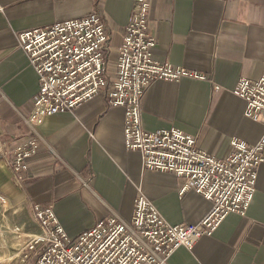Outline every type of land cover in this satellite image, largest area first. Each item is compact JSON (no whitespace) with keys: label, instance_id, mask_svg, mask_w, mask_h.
<instances>
[{"label":"crops","instance_id":"0c3cea01","mask_svg":"<svg viewBox=\"0 0 264 264\" xmlns=\"http://www.w3.org/2000/svg\"><path fill=\"white\" fill-rule=\"evenodd\" d=\"M132 0H0V147L36 141L19 187L0 159V264H16V251L37 232L30 205L52 207L66 235L75 238L112 214L128 221L142 195L168 225L196 224L210 204L192 191L179 194L183 179L143 170L140 155L122 144V110L102 95L30 129L37 78L16 47L19 31L75 20L97 12L107 46L118 47ZM147 30L151 59L203 80L154 81L140 100L143 130L175 128L195 147L222 159L231 140H264V125L242 116L244 101L231 91L239 79L264 72V0H150ZM264 145V143H263ZM254 195L244 215L231 213L192 249L178 248L168 264H264V146ZM10 212L7 214V212ZM7 214V215H6Z\"/></svg>","mask_w":264,"mask_h":264},{"label":"built area","instance_id":"2783aa9c","mask_svg":"<svg viewBox=\"0 0 264 264\" xmlns=\"http://www.w3.org/2000/svg\"><path fill=\"white\" fill-rule=\"evenodd\" d=\"M150 0H132L129 18L114 52L97 12L41 28L19 31L16 47L37 78V91L24 123L32 129L52 114H64L102 95L122 110V144L140 155L143 170L171 173L183 179L179 194L201 195L210 211L196 224L168 225L142 195L130 220L117 215L99 220L75 238L66 235L52 207L30 205L37 236L26 237L16 251V264H168L178 248L192 249L201 236H211L231 213L244 215L253 198L257 169L263 161V138L252 145L231 140L219 159L195 147V139L170 127L142 129L140 100L154 81L203 80L184 69L151 59L154 39L147 30ZM2 8L0 7V12ZM231 94L244 101L242 116L264 125V72L254 81L239 79ZM29 138L11 150L0 147V159L19 186L37 152Z\"/></svg>","mask_w":264,"mask_h":264},{"label":"rangeland","instance_id":"374dc122","mask_svg":"<svg viewBox=\"0 0 264 264\" xmlns=\"http://www.w3.org/2000/svg\"><path fill=\"white\" fill-rule=\"evenodd\" d=\"M9 213H10V212L8 211L7 214H9ZM3 214H4V213H3V209H1V207H0V218H2ZM7 214H6V215H7ZM0 250H2V249L0 248Z\"/></svg>","mask_w":264,"mask_h":264},{"label":"bare ground","instance_id":"6f19581e","mask_svg":"<svg viewBox=\"0 0 264 264\" xmlns=\"http://www.w3.org/2000/svg\"><path fill=\"white\" fill-rule=\"evenodd\" d=\"M37 236V233H35V236H33V237H36Z\"/></svg>","mask_w":264,"mask_h":264}]
</instances>
